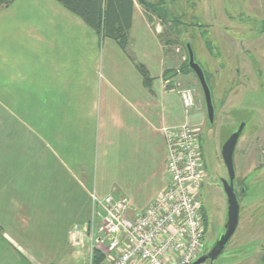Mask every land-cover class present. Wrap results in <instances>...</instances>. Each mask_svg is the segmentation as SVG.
I'll return each mask as SVG.
<instances>
[{"label":"crops","instance_id":"1","mask_svg":"<svg viewBox=\"0 0 264 264\" xmlns=\"http://www.w3.org/2000/svg\"><path fill=\"white\" fill-rule=\"evenodd\" d=\"M145 14L133 1L122 51L55 0L0 11V264L55 257L93 193L127 197L135 216L165 187L162 129L195 117Z\"/></svg>","mask_w":264,"mask_h":264},{"label":"rangeland","instance_id":"2","mask_svg":"<svg viewBox=\"0 0 264 264\" xmlns=\"http://www.w3.org/2000/svg\"><path fill=\"white\" fill-rule=\"evenodd\" d=\"M151 1L154 2V0ZM183 1H186L185 5L190 6V8L187 6L185 10L190 9L188 11L191 15H187L188 12L185 13L180 20L186 24L181 25L179 28L175 27L172 34L150 12L145 14L150 23V30L158 36V41L165 48L166 65L175 66L177 69H174V71L182 70L186 59L185 45L190 42L195 61L198 62L206 74L212 76L209 79V86L214 100L221 87L220 85L216 87L218 81L223 80V87L225 78L229 79L228 89L235 87L237 82H242V85L233 88V97H228L225 108L223 105L221 106L214 127L207 125L199 85L194 74L192 72L183 74L187 77L176 81L174 85L177 92L180 89L188 88L194 98V107L189 116L194 113L195 118L188 125L199 130L198 140L207 173V179L201 190L203 216L207 222L204 250L206 252L210 250L217 236L221 234L225 221L226 199L219 180L221 176L227 180V174L224 172L225 167L219 155V146L241 123H244L246 125L244 126L243 137L239 139L234 152V163L236 178H246L247 198L242 200V209L239 214L241 224L236 236L234 235L235 239L233 237L230 240L228 246L213 264H262L258 260L260 254L264 251V218L255 222L257 228L248 231L247 227L253 216L250 213L254 209L258 211L259 208L256 207L259 202L258 206L262 207L259 211L260 215L264 213V203H261L262 196H264V63L261 61L255 64L256 69L253 67V70L256 71L257 75H252L250 77L251 81L246 80L248 83H244L241 76H236L234 72L227 74L223 70V72L217 73L216 57L214 58L212 55L217 47L221 49L222 45H226L224 42H218L220 41L219 38L230 36L234 41L225 39L228 45L225 49L223 48V51L221 49L220 53L223 54L222 61L226 63V66H230L229 69L234 68L235 61H232L231 58L233 51L241 57L240 53H243L241 45L245 47L246 42L256 37L262 21H264V14L261 16L256 15L251 8L258 6L259 10L262 11L264 0H182L181 4L180 1H177L173 5H182ZM228 15L233 18L232 21L228 19ZM190 23H200L201 28H196L194 24L190 25ZM262 41H264V36ZM210 50L213 51H211L212 55L209 53ZM239 50H241L240 53ZM169 53H172L174 58L170 59ZM245 61L249 66V68L248 66L246 68L250 71L252 60L249 57ZM229 69L227 70L229 71ZM224 75L225 78H223ZM222 109L226 120L223 118ZM217 111L216 104V113ZM81 239L80 242H73L69 238L68 240H62L58 254L55 257L53 256L54 259L52 257L45 261L42 260L44 263L38 259V263H34L89 264V242L84 236Z\"/></svg>","mask_w":264,"mask_h":264},{"label":"built area","instance_id":"3","mask_svg":"<svg viewBox=\"0 0 264 264\" xmlns=\"http://www.w3.org/2000/svg\"><path fill=\"white\" fill-rule=\"evenodd\" d=\"M186 116L194 107L191 90L178 91ZM167 146L165 187L143 211L132 216L127 197L91 195L92 217L74 227L73 242L87 238L90 263L94 250L99 264H191L204 252L200 189L206 177L198 129L188 122L162 129Z\"/></svg>","mask_w":264,"mask_h":264},{"label":"trees","instance_id":"4","mask_svg":"<svg viewBox=\"0 0 264 264\" xmlns=\"http://www.w3.org/2000/svg\"><path fill=\"white\" fill-rule=\"evenodd\" d=\"M14 0H0V11L7 8ZM60 3L66 10L81 18L86 25L101 39L113 41L122 51L128 46L129 31L132 25L133 1L142 6L145 13L150 12L161 23L168 28L172 34L174 28H179L181 23L176 22L171 17L167 5L171 0H55ZM190 43V42H189ZM191 45V44H190ZM142 77L145 86H149L151 78L146 68L137 62H134ZM166 72V71H165ZM191 73L187 65V59L183 69L178 71H168L166 74L176 76L177 73ZM202 221L204 234L206 233V218L203 216ZM103 255L94 250L92 263L99 264Z\"/></svg>","mask_w":264,"mask_h":264},{"label":"flooded vegetation","instance_id":"5","mask_svg":"<svg viewBox=\"0 0 264 264\" xmlns=\"http://www.w3.org/2000/svg\"><path fill=\"white\" fill-rule=\"evenodd\" d=\"M179 2L180 1V4L182 3V0H171V1H169L168 3V5H167V7H168V9H169V12H170V15H171V17L172 18H174L175 19V21L176 22H178L179 21V23H181V25L183 26V25H185L186 23H184V22H182L180 19H181V17L185 14V13H187V15H191L190 13H189V11H190V9H188V10H185V8H187V6L190 8V6L189 5H185L186 4V1H183L184 3L182 4V5H178V6H174L173 4H174V2ZM255 8V9H254ZM252 10H253V12H254V14H256V15H263L264 14V9H262V11H260L259 9V7L257 6H255V7H253V8H251ZM181 14V15H180ZM228 17V19L230 20V21H232L233 20V18L231 17V16H227ZM229 21V22H230ZM232 23V22H231ZM194 23H190V25H193ZM232 25V24H231ZM194 26L197 28V27H199V28H201L200 26V23H196V24H194ZM263 36H264V21H262V25H261V27H260V29H259V32L257 33V35H256V37H253V39H251V40H249L248 42H246V46L244 47L243 45H241V47H242V52L243 53H240L241 52V50H239V53L241 54V57H239L238 55H236V53H234V51H233V55L231 56V58H232V61H235V63H234V68L232 69V68H230L229 69V67H227L226 66V63L225 62H223L222 61V57H223V54L221 55V49H222V51L225 49V47H227V45H228V42H226L225 41V39L226 40H228V41H234V40H232L231 39V37L230 36H227L226 38H219V40L220 41H218V42H224L226 45H222V47H221V49H219V47H217L215 50L216 51H214V54L212 55V50H210V54L212 55V57H216L215 59H216V72L217 73H221V72H223V70H225V72L227 73V74H229V73H232V72H234V74L236 75V76H238V77H240L241 76V78H242V81L244 82V83H248L249 81H251V78L250 77H252V75H254V74H256L255 72V70H253V67L256 69V65L255 64H258V62H263L264 63V41H262L263 40ZM217 42V43H218ZM190 44V43H189ZM191 46V45H190ZM224 48V49H223ZM185 49H186V45H185ZM192 49V48H191ZM192 51H193V49H192ZM212 51V52H211ZM245 52V53H244ZM193 54H194V51H193ZM247 54V55H246ZM244 56V57H243ZM239 57V59H237ZM249 57H250V59L252 60V62H251V69H250V71H248V69L246 68L248 65L245 63L246 61H245V59L246 58H248L249 59ZM245 58V59H244ZM186 59H187V52H186ZM185 59V60H186ZM194 60H195V55H194ZM237 61V62H236ZM198 63V62H197ZM199 65V64H198ZM200 66V65H199ZM201 67V66H200ZM248 68H249V66H248ZM201 69H202V67H201ZM227 69H229V71L227 70ZM202 71H203V73H204V76H205V79H206V82H207V84H208V86H209V79L212 77V76H210L209 74H206L205 73V71L202 69ZM223 75V74H222ZM226 75V74H225ZM223 76V78H225L226 76ZM257 75V74H256ZM195 77V76H194ZM196 78V77H195ZM253 79V78H252ZM232 80H234V79H232ZM246 80L248 81V82H246ZM197 81V80H196ZM239 81V80H238ZM222 82H223V80H220V81H218L217 83H216V87L217 86H221L220 88H219V91H218V95H217V97L215 98V100H214V98H213V96H212V90H211V88H210V86H209V89H210V92H211V97H212V103H213V107H214V122H213V125H211L212 127H214L215 126V121L217 120V118H218V116H219V113H220V108H221V106L223 105V107L224 106H226L227 105V99H228V97L229 96H232L233 97V92H234V89L233 88H237V87H239V85H242V82H237V84H236V86L235 87H231L230 89H228L227 88V85H228V82H229V79L227 80L226 78H225V82H224V84L226 85H224L223 87H222ZM198 83V82H197ZM239 83V84H238ZM199 85V84H198ZM245 87V86H244ZM199 89H200V87H199ZM200 93H201V90H200ZM233 93V94H232ZM201 97H202V93H201ZM202 101H203V98H202ZM215 104V105H214ZM216 104H217V108H218V111H217V113H216ZM203 106H204V102H203ZM225 108V107H224ZM223 108V109H224ZM222 109V115H223V118H225V113H224V110ZM204 117H205V119H207L206 118V113H205V107H204ZM225 120H226V118H225ZM207 125L209 126V124L207 123ZM246 124H244V123H241L240 125H239V127H237V129L235 130V131H233L226 139H224L223 141V143L221 144V146H219L220 147V156H221V159H222V155H221V150H222V146H223V144L225 143V141L233 134V133H235L241 126H242V129H241V132H240V134H239V137H238V140H237V142H236V145H235V148H234V152H235V149H236V146H237V144H238V141H239V139L240 138H242L243 137V131H244V126H245ZM264 126V125H263ZM241 143V142H240ZM234 152H233V156H232V159H233V168H234V178H233V181H232V185H233V189H234V194H235V196H236V199H237V201H238V204H239V214H240V211H241V209H242V206H241V204H242V200L243 199H245V198H247V195H246V192H247V185L245 184V182H246V178H244V179H242V178H236V174H235V163H234ZM222 162H223V159H222ZM223 165H224V172L227 174V180L226 179H223L222 178V176L220 177V180H219V183H220V187H221V189H222V191H223V193H224V195H225V199H226V207H225V213H226V211H227V197H226V194H225V191H224V186H223V182L224 181H226L227 183L229 182V175H228V172H227V169H226V166H225V164H224V162H223ZM207 179V173H206V177H205V180ZM237 179V180H236ZM205 180H204V182H205ZM204 182H203V184H204ZM203 184H202V186H203ZM259 184H261V183H259ZM238 187V188H237ZM201 190H202V187H201V189H200V200H201V203H202V198H201ZM262 204L264 203V196H262ZM259 204H260V202H259ZM258 204V205H259ZM257 205V207L256 208H259L258 209V211H256L255 209L253 210V212H251L250 214H253V216H252V219H251V221H250V223L248 224V227H247V230L248 231H250L251 229L253 230L254 228H257V223H255L257 220H259V219H261V218H264V213H262V215H260V208H262V207H259ZM202 208H203V204H202ZM256 215V216H255ZM255 216V217H254ZM225 219H226V214H225ZM240 215L238 216V223H237V227H236V229H235V231H234V233H233V235H232V237L230 238V240L234 237V235L236 236V234H237V232H238V230L240 229V224H241V221H240ZM224 224H225V221H224ZM224 224H223V226H224ZM251 224V225H250ZM223 226H222V231H223ZM264 229V228H263ZM220 235V234H219ZM218 235V236H219ZM218 236H217V238H218ZM217 238H216V240H217ZM234 239H235V237H234ZM230 240L228 241V243L230 242ZM228 243H227V245H226V247L228 246ZM225 247V248H226ZM225 250V249H224ZM223 250V251H224ZM205 253H207L205 250H204V252L202 253V255L203 254H205ZM223 253V252H222ZM221 253V254H222ZM220 254V255H221ZM219 255V256H220ZM219 258V257H218ZM217 258V259H218ZM262 262V264H264V251L260 254V257H259V260H258V262ZM205 263H207V264H209L208 263V261H206V262H204V263H202V264H205Z\"/></svg>","mask_w":264,"mask_h":264},{"label":"water","instance_id":"6","mask_svg":"<svg viewBox=\"0 0 264 264\" xmlns=\"http://www.w3.org/2000/svg\"><path fill=\"white\" fill-rule=\"evenodd\" d=\"M186 52H187L188 68L194 74L199 84L204 102L207 122L211 126L213 125L214 122V107L212 103V97L209 86L206 82L201 67L194 60V54L189 43H186ZM241 129L242 126L225 141L221 150L222 159L229 175V182L228 183L226 181L223 182L224 191L227 197V211H226V219H225V224L223 226V231L218 236L217 240L214 242L210 250L207 253L200 255L191 264H202L206 261H208L209 264H213L214 261L217 260L219 255L225 249L228 241L232 237L237 227L238 216H239V204L234 194V189L232 185V181L234 178L232 156Z\"/></svg>","mask_w":264,"mask_h":264}]
</instances>
